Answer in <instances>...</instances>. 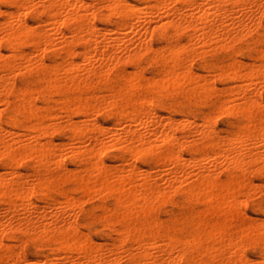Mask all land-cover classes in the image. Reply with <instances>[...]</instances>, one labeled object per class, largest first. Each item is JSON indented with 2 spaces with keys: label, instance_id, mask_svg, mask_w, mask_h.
I'll use <instances>...</instances> for the list:
<instances>
[{
  "label": "bare ground",
  "instance_id": "obj_1",
  "mask_svg": "<svg viewBox=\"0 0 264 264\" xmlns=\"http://www.w3.org/2000/svg\"><path fill=\"white\" fill-rule=\"evenodd\" d=\"M0 1V264H115L112 241L127 264H264V219L244 210L264 191V0ZM240 38L242 59L193 69ZM201 103L234 129L175 116ZM177 192L180 218H156ZM27 241L50 252L28 257Z\"/></svg>",
  "mask_w": 264,
  "mask_h": 264
},
{
  "label": "rangeland",
  "instance_id": "obj_2",
  "mask_svg": "<svg viewBox=\"0 0 264 264\" xmlns=\"http://www.w3.org/2000/svg\"><path fill=\"white\" fill-rule=\"evenodd\" d=\"M0 7L3 8V9H8V6L5 3L1 2V1H0ZM248 38L251 39V38H254V37H250L249 36ZM248 38L237 39V41H235L233 46L227 51H223V50H221V51L218 50L217 51L216 50V51H212L211 54L207 53L204 56V58L207 59L210 62V67L211 68H209L208 71L203 70L201 68L202 57H200V56L194 57V59L192 61V65L194 67L193 69L196 72H200V73L201 72L202 73H208V72L210 73L211 72L210 70H212V68H214L212 66H213V63H215L217 61V58L219 59V58H221L222 56H224V55H226L228 53L232 54L233 56H235L238 59H242L244 53L245 52L247 53L248 50H249ZM153 44H154V46H160L162 44V41H160L157 38H154L153 39ZM78 48L80 49V46H77V50H79ZM24 49L27 50V49H29V47L25 46ZM2 51L6 52V50L4 48H2ZM75 56H76V59H78V54L75 55ZM245 60L246 61H251L252 59L251 58H245ZM215 70H217V69H215ZM146 74L147 75L151 74V68L146 70ZM21 83H22V79L17 77L15 79V84L17 86L18 85L20 86ZM237 83L238 84H242L243 81L242 82L241 81H237ZM217 85L222 87L224 85V83L217 82ZM53 97H56V95H53ZM166 102H168V99L165 96H162L160 98V100H159V103L162 104L161 105V110L159 111V114H161L163 116L168 115L170 113V111L165 107ZM38 104H40V101H38ZM214 108H215V104L214 103L191 104L188 107L180 109L175 114V116H177V118L181 119V117L183 118V116H185L186 114H189V115L195 114L197 116V118L200 119L203 115H205L207 113L214 114L215 113L214 112ZM214 115H215L214 116L215 126L221 133H226V132L234 129L235 124H236V120L234 119V117H232L231 115H222V114H216V113ZM75 116H74V118L77 120L79 117L78 116L75 117ZM97 119H98V121L103 122V123L107 124L108 126L112 124L111 118L105 117L103 113L102 114L98 113L97 114ZM179 122H180V120H179ZM137 126H138V124H137ZM194 128H195V126L190 127L189 129L192 132L194 130ZM59 140L60 141L61 140L62 141L66 140V136L64 134H60V135L56 136L55 137V141L59 142ZM185 155L187 156L188 154L185 153ZM144 159L146 161L145 160L141 161L142 163L140 162V166H141V168L143 167L145 169L146 167L148 168V161H147L148 157H147V155L144 157ZM107 161H108V163L109 162L112 163V161L114 162V160L113 159L111 160V158L108 159ZM67 164H68V166L72 167V164L70 162H67ZM23 169L25 170L26 168H23ZM155 169H156L155 171H157V170L159 171L158 167L155 168ZM0 170H2L1 167H0ZM156 173H158V172H156ZM253 180L256 181V182L259 181V179H257V177H255V176L253 177ZM161 181L162 180H159V182H161ZM75 192L76 191H74L73 194L77 195V192L76 193ZM177 194H178V192H177ZM177 194L174 193L170 199H167L165 201H162V202H159V203L156 204V207H155V217L156 218H161V220H169L170 218L174 217L175 215L177 217L180 216V212H178V211H180V206H179V204L177 205L178 202H176V201H179L178 199H180V197H179L180 193L178 195ZM106 197L107 198L105 200H106L107 203H112V201H114L113 200L114 199L113 195H108ZM252 197L253 198H250L248 200V202H250V204L247 203V206L244 208L246 214H248L250 217H253V218L264 219V191L256 192ZM251 200L253 202H251ZM93 202H95V201H88L86 203V206H88V205L91 206V204ZM254 216H256V217H254ZM77 219H79V221L82 223V225L80 227L81 231L83 230L91 238H93L94 243H104V242H106L105 240H107V231H108V229L104 226V223H103L102 220H99L98 218H94V217H89V218L85 219V221H84V219L82 218V215H78ZM187 227L188 226L185 227L186 230L188 229ZM112 242L110 241V243H112V244H110V248H109V250L111 249L110 252L115 251L119 255L118 256L119 258L117 259L115 264H127V261L123 257L122 251L121 250L120 251L116 250L117 247L115 246V244L117 243V241H116V243L114 241H112ZM39 246L42 248V250H41V248ZM45 246H47V249H44ZM23 248H24V252L27 254L28 257H33L38 251H39L38 253L41 254L40 250L42 251V253L45 250L44 251L45 254L50 252L49 251L50 250L49 245L44 244V243L43 244L42 243H37V242L34 243V241L25 242L23 244ZM118 252L119 253L121 252V253L119 254ZM246 253L251 258H256L260 254V249L258 247H254V246L248 245L246 247ZM185 264H191V262H187Z\"/></svg>",
  "mask_w": 264,
  "mask_h": 264
}]
</instances>
